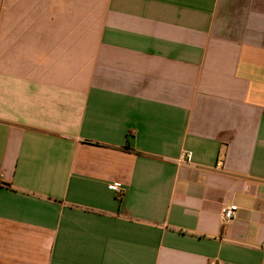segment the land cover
I'll return each instance as SVG.
<instances>
[{
    "label": "crops",
    "instance_id": "crops-1",
    "mask_svg": "<svg viewBox=\"0 0 264 264\" xmlns=\"http://www.w3.org/2000/svg\"><path fill=\"white\" fill-rule=\"evenodd\" d=\"M0 264H264V0H0Z\"/></svg>",
    "mask_w": 264,
    "mask_h": 264
},
{
    "label": "built area",
    "instance_id": "built-area-1",
    "mask_svg": "<svg viewBox=\"0 0 264 264\" xmlns=\"http://www.w3.org/2000/svg\"><path fill=\"white\" fill-rule=\"evenodd\" d=\"M192 160H193V153L188 151V152H185L182 155V157L180 159V162L189 164V163L192 162ZM110 188L114 192H116L120 197L122 196L123 191H122V189L120 188L119 185L114 184V185H111ZM237 211H238V206H236V205H232V206H230L228 208H224L222 210V221L223 222H228V221L233 220L236 217Z\"/></svg>",
    "mask_w": 264,
    "mask_h": 264
}]
</instances>
